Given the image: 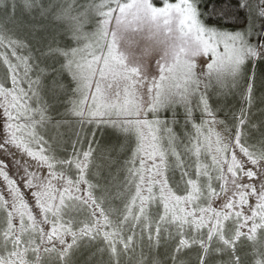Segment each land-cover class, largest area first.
<instances>
[{
	"label": "snow or ice",
	"instance_id": "1",
	"mask_svg": "<svg viewBox=\"0 0 264 264\" xmlns=\"http://www.w3.org/2000/svg\"><path fill=\"white\" fill-rule=\"evenodd\" d=\"M0 119V264H264V0H0Z\"/></svg>",
	"mask_w": 264,
	"mask_h": 264
},
{
	"label": "rangeland",
	"instance_id": "2",
	"mask_svg": "<svg viewBox=\"0 0 264 264\" xmlns=\"http://www.w3.org/2000/svg\"><path fill=\"white\" fill-rule=\"evenodd\" d=\"M159 2V0H157ZM0 125H2V119H0ZM0 131H2V127H0Z\"/></svg>",
	"mask_w": 264,
	"mask_h": 264
},
{
	"label": "trees",
	"instance_id": "3",
	"mask_svg": "<svg viewBox=\"0 0 264 264\" xmlns=\"http://www.w3.org/2000/svg\"><path fill=\"white\" fill-rule=\"evenodd\" d=\"M257 95H259V92L257 93Z\"/></svg>",
	"mask_w": 264,
	"mask_h": 264
}]
</instances>
